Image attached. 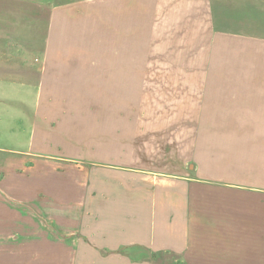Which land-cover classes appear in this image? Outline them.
I'll list each match as a JSON object with an SVG mask.
<instances>
[{"label":"crops","instance_id":"crops-1","mask_svg":"<svg viewBox=\"0 0 264 264\" xmlns=\"http://www.w3.org/2000/svg\"><path fill=\"white\" fill-rule=\"evenodd\" d=\"M199 1L174 6L163 26L204 20L201 58L224 65L228 82L217 86L222 73H204L211 86L192 94L200 111L212 113L203 125L228 128V136L204 137L189 157H177L175 169L147 175L0 150V203L1 191L21 201L6 208L15 220L0 231V264H264V39L230 31L228 0H203L202 13ZM118 2V36L131 39L130 0ZM23 45L0 43V58H24ZM117 47L113 61L133 68L134 43ZM82 63L59 62L52 71L81 78Z\"/></svg>","mask_w":264,"mask_h":264},{"label":"rangeland","instance_id":"rangeland-1","mask_svg":"<svg viewBox=\"0 0 264 264\" xmlns=\"http://www.w3.org/2000/svg\"><path fill=\"white\" fill-rule=\"evenodd\" d=\"M188 1L126 2L135 15L130 39L118 36V0H0V43L24 42V58H0V150L76 157L71 161L94 171L112 165L147 175L172 171L177 157H189L204 137H227L228 128L203 125L212 113L200 111L192 94L210 85L204 73H222L217 86L228 82L224 65L202 59L204 20L194 15L195 22L184 19L180 28L181 22L163 26L173 7L184 9ZM228 8L230 31L264 39V0H228ZM124 39L136 46L133 68L113 61ZM47 40L51 47L42 49ZM72 59L83 61L81 78L79 71H52ZM1 193L0 231H7L15 218L6 208L17 210L20 199Z\"/></svg>","mask_w":264,"mask_h":264}]
</instances>
